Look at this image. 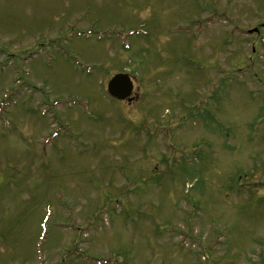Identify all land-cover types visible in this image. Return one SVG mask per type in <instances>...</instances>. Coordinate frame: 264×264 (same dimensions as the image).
<instances>
[{"label":"rangeland","instance_id":"rangeland-1","mask_svg":"<svg viewBox=\"0 0 264 264\" xmlns=\"http://www.w3.org/2000/svg\"><path fill=\"white\" fill-rule=\"evenodd\" d=\"M261 25L264 0H0V264H264Z\"/></svg>","mask_w":264,"mask_h":264},{"label":"water","instance_id":"water-1","mask_svg":"<svg viewBox=\"0 0 264 264\" xmlns=\"http://www.w3.org/2000/svg\"><path fill=\"white\" fill-rule=\"evenodd\" d=\"M132 84L125 75H116L107 85L108 94L117 100H124L130 96Z\"/></svg>","mask_w":264,"mask_h":264}]
</instances>
